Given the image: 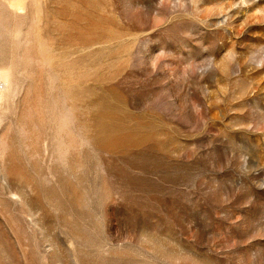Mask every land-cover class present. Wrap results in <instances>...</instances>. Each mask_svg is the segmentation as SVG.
<instances>
[{"label":"rangeland","instance_id":"rangeland-1","mask_svg":"<svg viewBox=\"0 0 264 264\" xmlns=\"http://www.w3.org/2000/svg\"><path fill=\"white\" fill-rule=\"evenodd\" d=\"M0 264H264V0H0Z\"/></svg>","mask_w":264,"mask_h":264}]
</instances>
